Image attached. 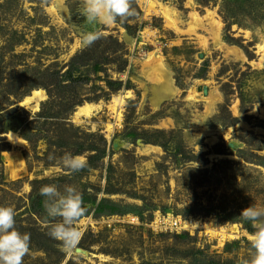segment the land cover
<instances>
[{
  "label": "rangeland",
  "instance_id": "1",
  "mask_svg": "<svg viewBox=\"0 0 264 264\" xmlns=\"http://www.w3.org/2000/svg\"><path fill=\"white\" fill-rule=\"evenodd\" d=\"M153 1L177 27L131 0L135 16L81 48L83 0H0V206L30 235L23 264H250L240 213L264 207V0ZM65 153L88 166L67 173ZM8 155L24 160L17 178ZM50 184L88 209L74 253L48 235ZM159 217L188 229L161 232Z\"/></svg>",
  "mask_w": 264,
  "mask_h": 264
},
{
  "label": "clouds",
  "instance_id": "2",
  "mask_svg": "<svg viewBox=\"0 0 264 264\" xmlns=\"http://www.w3.org/2000/svg\"><path fill=\"white\" fill-rule=\"evenodd\" d=\"M135 14L131 0H83L81 15L89 30L81 35V48L102 38L99 26H111ZM60 165L67 173L74 174L85 169L88 162L82 155L65 153L60 158ZM40 195L45 198L47 216L53 220L59 218L50 225L48 235L61 243L66 254L74 253L83 235L78 225L88 212L81 192L74 186H65L61 191L57 185L50 184L40 188ZM240 216L256 229L250 239L254 250L250 264H264V207H247ZM29 250L30 235L16 230L13 207L0 206V264H23Z\"/></svg>",
  "mask_w": 264,
  "mask_h": 264
},
{
  "label": "bare ground",
  "instance_id": "3",
  "mask_svg": "<svg viewBox=\"0 0 264 264\" xmlns=\"http://www.w3.org/2000/svg\"><path fill=\"white\" fill-rule=\"evenodd\" d=\"M147 6H149L151 8L150 11H155L156 13H161L167 20V22H169L170 24H172L174 27H177L176 26V22L174 20V11L172 9H169L168 7L164 6V5H159L158 4V9H156L157 7V4L155 1L153 0H147ZM155 7V8H154ZM149 8V9H150ZM219 28H217V31H218ZM217 39H219V34L217 32ZM168 82V81H167ZM170 83V82H169ZM170 88V87H169ZM130 95V93H126V94H122V95H119L117 98H115L113 100V105L115 107L117 106H122L124 100ZM45 95L43 92L41 91H35L31 97H28L24 100L23 102V105L24 106H28L30 105V103L34 102V101H39V100H42L44 99ZM94 110V106L92 105H85L83 106L82 108H80L78 110V113L77 115L80 116V115H90L92 113V111ZM117 123L120 122L121 120V112L120 110L118 109L117 110ZM9 141L16 147H23L25 146V141L23 139H21L19 136H17L16 134H11L9 136ZM152 149H155V148H152ZM8 161H9V168H10V172H11V176L13 178H17L18 176L21 175V173H23L25 171V163H24V160H21V159H17V160H12V158L10 157V155H8ZM170 218H172L173 216H170ZM136 220V219H135ZM167 222H168V219H167ZM171 222V220H170ZM193 228H206L204 226H202L201 224L199 223H193ZM233 230H236V228H234ZM235 231L233 233H230L229 236L230 237H233L234 234H235ZM217 232V231H216ZM222 234H225V231L222 232ZM220 233V235H222Z\"/></svg>",
  "mask_w": 264,
  "mask_h": 264
},
{
  "label": "built area",
  "instance_id": "4",
  "mask_svg": "<svg viewBox=\"0 0 264 264\" xmlns=\"http://www.w3.org/2000/svg\"><path fill=\"white\" fill-rule=\"evenodd\" d=\"M158 220V221H157ZM170 220V219H169ZM157 227L161 230V232H167V231H183V229L187 230V226L183 227V224L181 221H179L176 218H173L171 222H167L166 219H163L162 217H159L158 219L155 220L154 222ZM153 225V224H152ZM156 227V226H155ZM187 228V229H186ZM184 230V231H185Z\"/></svg>",
  "mask_w": 264,
  "mask_h": 264
},
{
  "label": "trees",
  "instance_id": "5",
  "mask_svg": "<svg viewBox=\"0 0 264 264\" xmlns=\"http://www.w3.org/2000/svg\"><path fill=\"white\" fill-rule=\"evenodd\" d=\"M213 264H218V263H213ZM219 264H221V263H219ZM229 264H235V263H232V262H231V263H229Z\"/></svg>",
  "mask_w": 264,
  "mask_h": 264
}]
</instances>
